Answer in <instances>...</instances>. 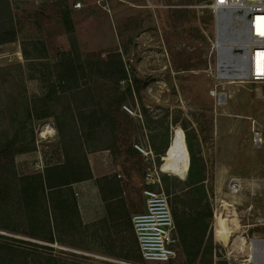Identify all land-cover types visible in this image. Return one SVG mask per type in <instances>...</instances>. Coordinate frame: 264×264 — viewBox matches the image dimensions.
Wrapping results in <instances>:
<instances>
[{
  "label": "rangeland",
  "instance_id": "374dc122",
  "mask_svg": "<svg viewBox=\"0 0 264 264\" xmlns=\"http://www.w3.org/2000/svg\"><path fill=\"white\" fill-rule=\"evenodd\" d=\"M208 3L0 0V235L34 241L25 235L30 221L32 232L44 233L38 219L51 211L58 264L248 257L250 240L264 237V143L255 140L264 137V85L220 75L225 22ZM227 25L244 39L240 24ZM114 62L124 63L129 80L112 77ZM65 67L80 69L68 91L60 86ZM94 111L107 118L85 132ZM177 128L197 161L182 179L162 170ZM40 175L65 188L45 199ZM91 181L99 217L81 221L70 189ZM149 193L165 197L171 213L167 233L156 220L149 226L167 260H148L154 254L142 248L134 222L152 208ZM221 220L235 230L228 241L217 236ZM236 240L246 246L233 252Z\"/></svg>",
  "mask_w": 264,
  "mask_h": 264
},
{
  "label": "built area",
  "instance_id": "2783aa9c",
  "mask_svg": "<svg viewBox=\"0 0 264 264\" xmlns=\"http://www.w3.org/2000/svg\"><path fill=\"white\" fill-rule=\"evenodd\" d=\"M208 7L219 22L222 20L231 25H241L244 32L243 58L248 66V75L244 80L264 85V0H209ZM255 140L259 141V145L264 143L260 133L256 134ZM149 195L152 208L138 215L134 222L142 248L146 247L154 254L148 260H167L170 251L162 239L150 237L154 233H151L149 226L156 220L159 222L157 231L167 233L172 224L171 213L165 197L152 193ZM239 248L233 243V252ZM240 264H264V237L250 240L248 257Z\"/></svg>",
  "mask_w": 264,
  "mask_h": 264
},
{
  "label": "trees",
  "instance_id": "16d2710c",
  "mask_svg": "<svg viewBox=\"0 0 264 264\" xmlns=\"http://www.w3.org/2000/svg\"><path fill=\"white\" fill-rule=\"evenodd\" d=\"M118 52L110 53L109 59L114 58L118 56ZM109 69H111L113 72L112 77H117L118 83L129 80V73L127 69L125 68V65L123 62L117 63L114 62L110 64ZM79 68L74 67L73 69H68L65 67L63 70V75L61 77V85L63 91H68L69 89H72L74 87H78L79 85ZM129 90L131 92V88L129 87ZM132 95V92H131ZM107 118V115L104 111H94L91 116V122L87 126L83 122V128L84 131L94 133L96 130L100 129L102 125L105 122V119ZM188 143V141H187ZM189 147V143H188ZM169 146L166 147L168 149ZM190 150V149H189ZM191 154V153H190ZM197 164V161L192 158L191 156V167H194ZM43 175H40L41 184L40 187L37 189L38 191L42 192L45 196V199H48L50 195L54 194L60 188L65 187H48L46 184V181L43 179ZM42 186V188H41ZM68 189V188H67ZM70 191L73 194V200L75 202V208L72 209L73 211L78 213V216L80 217L79 207H78V197L73 191V189ZM30 190L24 189L23 193L27 195ZM33 204L32 202H27V208H32ZM35 211H33L34 213ZM33 218V215H32ZM39 228L41 227V230L44 231V233H35L34 226L37 224V222L31 220L29 223V228L31 229V232L25 233L26 236L33 239L34 241L30 240H23V239H16L12 237H5L0 235V238H2V242H0V262L1 264H58V261L56 260L58 253L56 245L58 244V233L55 231L54 223H57L58 220L56 217H54L53 212L46 211L40 219H38ZM68 224H71V221L68 222ZM71 226V225H70ZM67 236H70V233L67 234ZM63 254H68L67 252H62ZM70 257L79 258L80 260H88L87 256H82L80 254L71 253ZM90 260V259H89ZM98 263V262H97Z\"/></svg>",
  "mask_w": 264,
  "mask_h": 264
},
{
  "label": "bare ground",
  "instance_id": "6f19581e",
  "mask_svg": "<svg viewBox=\"0 0 264 264\" xmlns=\"http://www.w3.org/2000/svg\"><path fill=\"white\" fill-rule=\"evenodd\" d=\"M226 23V22H225ZM222 23V32H220V41L228 44L227 47L232 49L231 56H238L243 58L241 54L244 50V39L243 35L234 28H229L227 23ZM231 39V40H230ZM225 46V45H224ZM262 57V56H261ZM244 59V58H243ZM218 68L222 72L221 76L230 78L233 76H241L245 73V67L241 65H235L229 61V58L225 57L223 53L219 52ZM220 72V73H221ZM228 80V79H227ZM233 82V81H232ZM162 170L166 173H170L174 176L184 178L191 167V154L188 147L186 136L181 128H177L174 131L172 142L166 151ZM238 182V181H237ZM221 220L220 231H217L218 238L228 241L229 236L231 237L235 230H231L227 223ZM236 248H245L244 240H236Z\"/></svg>",
  "mask_w": 264,
  "mask_h": 264
},
{
  "label": "crops",
  "instance_id": "0c3cea01",
  "mask_svg": "<svg viewBox=\"0 0 264 264\" xmlns=\"http://www.w3.org/2000/svg\"><path fill=\"white\" fill-rule=\"evenodd\" d=\"M75 193L78 197V207L81 221L96 220L99 216L96 210L90 205L91 201H97L95 195V185L93 181L79 187H75Z\"/></svg>",
  "mask_w": 264,
  "mask_h": 264
},
{
  "label": "water",
  "instance_id": "95a60500",
  "mask_svg": "<svg viewBox=\"0 0 264 264\" xmlns=\"http://www.w3.org/2000/svg\"><path fill=\"white\" fill-rule=\"evenodd\" d=\"M220 53H223V55L225 57L229 58V61L232 62L233 64L241 65V66L245 67V73L244 74H242L241 76H233V77H230L228 79L235 80V79H242V78L247 77L248 66H247V62L243 58L238 57V56H231L230 53H232V49L231 48L229 49V47H222L220 50Z\"/></svg>",
  "mask_w": 264,
  "mask_h": 264
}]
</instances>
